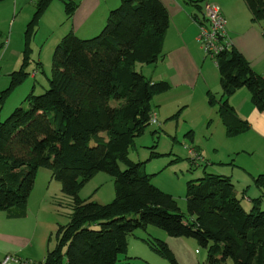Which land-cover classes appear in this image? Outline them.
<instances>
[{
    "label": "trees",
    "instance_id": "trees-1",
    "mask_svg": "<svg viewBox=\"0 0 264 264\" xmlns=\"http://www.w3.org/2000/svg\"><path fill=\"white\" fill-rule=\"evenodd\" d=\"M52 1L36 0L24 32L22 64L1 91L0 108L31 74L27 66L33 61L32 42ZM62 2L70 19L80 0ZM185 2L197 7L193 15L204 23L202 0ZM246 3L252 19L264 22V0ZM169 26L170 14L162 0H121L97 35L65 34L53 52L49 86L40 94L31 90L27 106H16L0 118V211L9 217L27 213L42 167L49 168L63 192L72 197L69 222L58 224L52 232L55 244L39 264L64 260L65 264H133L119 255L128 251L129 235L150 225L172 236L195 238L208 250L204 264H226L228 258L234 264H264V171L254 176L263 192L252 199L250 209L237 196L230 175L205 172L188 180L187 215L174 195L152 182L154 174L144 170L145 161L130 158L137 138L152 123H159L154 97L172 87L167 80H153L137 70L136 64H155L165 58ZM217 64L221 99L210 93L209 102L218 103L226 134L235 136L248 130L250 123L239 116L228 97L246 88L255 107L264 112V76L232 45L219 52ZM42 68L36 60V69ZM193 132L188 135L193 137ZM159 155L151 151L150 158ZM197 155L195 161L205 160L200 152ZM101 171L115 182L116 197L107 204L79 194ZM152 247L170 264H179L165 240L156 238Z\"/></svg>",
    "mask_w": 264,
    "mask_h": 264
},
{
    "label": "crops",
    "instance_id": "crops-1",
    "mask_svg": "<svg viewBox=\"0 0 264 264\" xmlns=\"http://www.w3.org/2000/svg\"><path fill=\"white\" fill-rule=\"evenodd\" d=\"M162 1L170 14V26L163 47L165 58L141 69L143 73L147 69L148 73L144 74L153 80H167L172 85L158 99L157 108H160L157 111L158 120L170 118L176 113L177 110L173 112L174 108H164L170 104V97H173L176 105L186 103L185 106H189L197 100L208 104L210 93H214L220 99L222 94L221 74L217 61L204 50L200 40L199 25L202 23L193 15L197 7L185 0ZM208 1L217 3L221 7L227 20V40L230 46L240 50L251 66L264 76V22L252 19L246 0H202L201 6L204 7ZM120 2L121 0H80L73 16L67 19L62 0H53L42 15L38 32L32 42V56L37 49L38 61L49 60L53 47L70 31H74L82 38L96 35L105 25L110 11ZM35 8L36 0L0 2V67L4 71L0 78L8 79L5 83L0 82V91L9 85L11 72L20 68L22 64L24 32ZM38 72L39 70L35 67L31 81L23 84L20 94L27 93L26 91L30 88L35 89V84L33 86L31 84L37 78ZM228 100L236 108L239 116L250 123V128L244 132L253 130L257 134V142H264V112L255 107L250 92L246 88H240L229 96ZM249 147L252 153L256 151L254 144H250ZM237 149L241 148L238 146L229 148L226 154L227 159L239 151ZM243 150L249 152L248 148ZM208 164L212 171L229 174L236 181L233 172H227L223 168L215 170V164L233 165L231 160H213ZM206 170L207 167L203 168V171ZM262 171L264 170L249 169L250 179L239 176V182L243 185L244 191L247 187H258L254 176ZM246 180L249 183L244 184ZM235 191L237 194L236 186ZM252 192L248 194L246 201L249 207L253 205L252 199L260 195L255 191ZM33 194L34 190L30 199L33 198ZM47 206L46 199L29 200L27 213L20 217H9L6 212L0 211V260L7 254H16L20 257L18 264H39L44 261L47 252L54 246L50 235L59 224L58 220L52 219L45 211Z\"/></svg>",
    "mask_w": 264,
    "mask_h": 264
},
{
    "label": "rangeland",
    "instance_id": "rangeland-1",
    "mask_svg": "<svg viewBox=\"0 0 264 264\" xmlns=\"http://www.w3.org/2000/svg\"><path fill=\"white\" fill-rule=\"evenodd\" d=\"M55 47L52 49L53 52ZM44 51H47V49H44ZM52 51L49 60L41 61L43 68L39 70L37 78L31 84L32 86L35 84L34 94L44 92L45 88L49 86L48 77L52 73ZM37 53L38 50L36 49L34 52L35 57L32 56L33 61L27 66V70L31 74L9 94L3 107L0 108L1 120L5 119L16 106L28 105L29 100L26 97L31 88L24 94L22 92L20 94V91H22L23 88L21 89V87L25 82L31 81L33 69L36 67V60L38 61ZM146 65L148 64L138 62L136 68L141 70ZM144 73L147 74L148 70L145 69ZM2 74H4V71L0 67V76ZM6 80L8 81V79L0 78V82L5 83ZM28 85L30 86V84ZM160 96L162 94L154 97V104L158 103ZM169 102L170 104L164 106V108H174L173 112L181 109L180 114L174 118H160L159 123H152L146 132L137 138L135 145L130 149V158L136 162L145 161L144 170L154 174L152 182L163 191L174 195L180 208L187 215H189L185 198L187 181L204 176L205 172L218 173L212 171L208 162L220 159L231 160L233 165L215 164V170L223 168L227 172L234 173L236 181H233L238 191L237 194L242 198L246 208L250 209L251 207L246 205L248 194L253 193L252 191L261 194L262 191L258 187L254 188V186L247 187L244 191L243 185L239 182V176L250 179L249 169L264 170V142H257V134L253 130L235 136H228L217 112L218 103L212 105L210 102L207 104L202 100H197L189 106H185L186 103L176 105L177 103L173 101V97L169 98ZM159 109L156 107L155 112L157 113ZM154 129L160 130L152 134ZM191 129L194 130L193 137L188 135ZM250 144H254L256 147L254 153L249 147ZM236 146L241 149H237L239 151L227 159L228 149ZM244 148H248L249 152L243 150ZM192 150L197 153L201 152L206 161H195L191 153ZM151 151H156L160 155L150 158ZM121 167L125 168V165L121 163ZM205 167H207V170L203 171ZM247 183H249L248 180L244 184ZM33 190V198L29 199L30 201L46 199L48 206L45 211L49 213V216L54 220H58L59 224L69 222V214L72 211V197L63 192L61 182L52 177L49 168L42 167L39 169ZM79 194L82 198L92 196L93 200L102 204L110 203L116 197L114 178L109 173L101 171L80 190ZM261 207L264 209V197ZM156 238L163 239L169 244L175 252L179 264H204L207 262L208 250L206 247H202L195 238L172 236L154 225L148 226L147 229H138L129 235L128 251L119 255L120 260L131 261L133 264H170L166 258L153 249L152 242ZM55 241L54 235V244ZM65 263L64 260L63 264ZM226 264L234 263L231 258H228Z\"/></svg>",
    "mask_w": 264,
    "mask_h": 264
},
{
    "label": "built area",
    "instance_id": "built-area-1",
    "mask_svg": "<svg viewBox=\"0 0 264 264\" xmlns=\"http://www.w3.org/2000/svg\"><path fill=\"white\" fill-rule=\"evenodd\" d=\"M203 15L205 22L199 25L200 40L204 50L217 61L219 52L230 46L227 40V20L221 7L211 1L203 7ZM191 153L195 160L200 156L193 150ZM19 262L20 258L15 254H7L0 260V264H18Z\"/></svg>",
    "mask_w": 264,
    "mask_h": 264
}]
</instances>
